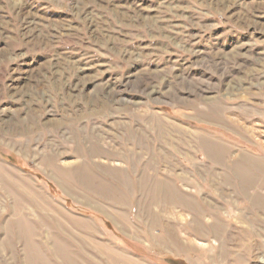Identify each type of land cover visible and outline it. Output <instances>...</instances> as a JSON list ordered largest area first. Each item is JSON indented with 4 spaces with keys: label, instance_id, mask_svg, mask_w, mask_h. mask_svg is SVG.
<instances>
[{
    "label": "rangeland",
    "instance_id": "1",
    "mask_svg": "<svg viewBox=\"0 0 264 264\" xmlns=\"http://www.w3.org/2000/svg\"><path fill=\"white\" fill-rule=\"evenodd\" d=\"M0 264H264V0H0Z\"/></svg>",
    "mask_w": 264,
    "mask_h": 264
}]
</instances>
